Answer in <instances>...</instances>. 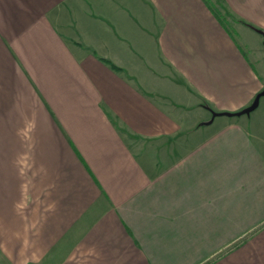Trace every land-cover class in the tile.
Segmentation results:
<instances>
[{
	"label": "crops",
	"instance_id": "obj_1",
	"mask_svg": "<svg viewBox=\"0 0 264 264\" xmlns=\"http://www.w3.org/2000/svg\"><path fill=\"white\" fill-rule=\"evenodd\" d=\"M222 2L0 0V264H264V0Z\"/></svg>",
	"mask_w": 264,
	"mask_h": 264
},
{
	"label": "rangeland",
	"instance_id": "obj_2",
	"mask_svg": "<svg viewBox=\"0 0 264 264\" xmlns=\"http://www.w3.org/2000/svg\"><path fill=\"white\" fill-rule=\"evenodd\" d=\"M208 2L210 4V6L214 9V11H216L218 13V15L220 16V18L223 20L224 23H226L228 25V24H230L229 22L236 21L233 18L234 16L230 13L228 8L222 2V0H208ZM228 27H232V25L230 24V25H228ZM261 66H262V69L264 71V62H261ZM263 98H264V96H263ZM263 107H264V100H263V105H262L261 109H259L257 112L264 111V110H262ZM254 111H252V112H254Z\"/></svg>",
	"mask_w": 264,
	"mask_h": 264
},
{
	"label": "water",
	"instance_id": "obj_3",
	"mask_svg": "<svg viewBox=\"0 0 264 264\" xmlns=\"http://www.w3.org/2000/svg\"><path fill=\"white\" fill-rule=\"evenodd\" d=\"M264 96V91L259 94L256 98V100L254 101V103L252 104V106H250L248 109L244 110L243 112H241V114H250L254 108H258L259 106V102H260V99Z\"/></svg>",
	"mask_w": 264,
	"mask_h": 264
},
{
	"label": "trees",
	"instance_id": "obj_4",
	"mask_svg": "<svg viewBox=\"0 0 264 264\" xmlns=\"http://www.w3.org/2000/svg\"><path fill=\"white\" fill-rule=\"evenodd\" d=\"M115 68V67H114ZM115 69H117V68H115ZM256 108H254L252 111H254ZM252 111H250V112H252Z\"/></svg>",
	"mask_w": 264,
	"mask_h": 264
}]
</instances>
